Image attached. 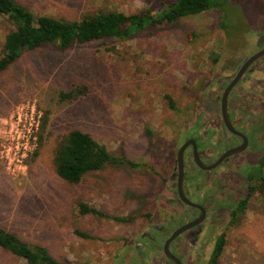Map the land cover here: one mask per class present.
I'll return each instance as SVG.
<instances>
[{"label": "rangeland", "instance_id": "obj_1", "mask_svg": "<svg viewBox=\"0 0 264 264\" xmlns=\"http://www.w3.org/2000/svg\"><path fill=\"white\" fill-rule=\"evenodd\" d=\"M18 1L38 15L73 20L99 10L162 13L175 0ZM217 1L220 9L141 30L126 41L26 51L0 72V225L44 245L64 264L118 263L115 255L124 240L164 206L181 134L196 118L202 82L216 70L209 67V55L223 41L237 45L225 30L240 38L257 24L255 0ZM10 28L0 17V52ZM76 84L86 85L88 94L61 101L60 92ZM27 103L48 117L43 144L35 158L9 169L1 157L3 127ZM72 129L90 133L125 162L109 161L78 184L62 179L53 165L54 150ZM81 203L126 220L81 213ZM225 226L219 264H264V193L252 196L247 210ZM0 264L27 262L0 247Z\"/></svg>", "mask_w": 264, "mask_h": 264}, {"label": "flooded vegetation", "instance_id": "obj_2", "mask_svg": "<svg viewBox=\"0 0 264 264\" xmlns=\"http://www.w3.org/2000/svg\"><path fill=\"white\" fill-rule=\"evenodd\" d=\"M254 2L255 28L240 38L225 30L237 45L223 41L209 55V67L216 70L202 82L196 118L181 134L164 206L124 240L115 255L117 264H211L222 240L225 250V225L243 214L259 192L257 175L264 162V0ZM186 144L182 184L188 202L179 193L177 162Z\"/></svg>", "mask_w": 264, "mask_h": 264}, {"label": "trees", "instance_id": "obj_3", "mask_svg": "<svg viewBox=\"0 0 264 264\" xmlns=\"http://www.w3.org/2000/svg\"><path fill=\"white\" fill-rule=\"evenodd\" d=\"M213 7L220 9L221 3L217 0H177L166 6L162 13H156L153 9H143L132 14L118 10H99L71 20L50 14L38 15L18 0H0V17L7 19L11 25L0 52V72L16 63L26 51H35L48 45L68 49L75 43H91L107 38L126 41L141 30H159L182 17L196 15ZM88 91L86 85L76 84L68 91H61L59 97L61 101H74L87 95ZM166 97L171 107L177 109L172 97L169 94ZM47 122L48 117L45 115L40 131V145L32 158L38 155L43 144ZM109 161L125 162L81 129H72L60 136L53 157L56 173L72 184L80 183L86 174L102 169ZM257 178V190L264 193V162L260 164ZM244 208L242 206L241 210ZM80 211L109 219L126 220L124 217L105 214L86 203L80 204ZM224 241L217 245L211 264L218 263L224 252ZM0 247L25 260L27 264H64L54 258L44 245L29 243L3 225H0Z\"/></svg>", "mask_w": 264, "mask_h": 264}, {"label": "built area", "instance_id": "obj_4", "mask_svg": "<svg viewBox=\"0 0 264 264\" xmlns=\"http://www.w3.org/2000/svg\"><path fill=\"white\" fill-rule=\"evenodd\" d=\"M43 113L36 104L27 103L4 124L1 157L9 169L25 163L38 150Z\"/></svg>", "mask_w": 264, "mask_h": 264}, {"label": "water", "instance_id": "obj_5", "mask_svg": "<svg viewBox=\"0 0 264 264\" xmlns=\"http://www.w3.org/2000/svg\"><path fill=\"white\" fill-rule=\"evenodd\" d=\"M225 108V107H224ZM195 144V143H194ZM188 144L184 145L179 153H178V157H177V162H178V167H179V193L181 195V197L186 201L188 202V199L186 198L185 194H184V189H183V151L185 149V147L187 146ZM239 150V149H238ZM238 150H235V151H238ZM195 154H197V149H196V145H195ZM187 227H184L181 229L184 230L186 229ZM179 261V260H178Z\"/></svg>", "mask_w": 264, "mask_h": 264}]
</instances>
